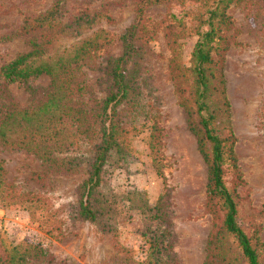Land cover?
<instances>
[{
    "label": "rangeland",
    "instance_id": "rangeland-1",
    "mask_svg": "<svg viewBox=\"0 0 264 264\" xmlns=\"http://www.w3.org/2000/svg\"><path fill=\"white\" fill-rule=\"evenodd\" d=\"M54 1L58 0H0V68L30 50L26 40L32 34L19 35L24 18L45 11ZM141 1L60 0L55 17L57 33L36 40L46 42L48 55L63 51L67 56L84 41L102 47L73 63L83 100L104 97V60L121 54V36L134 20L135 4ZM201 5L196 0H165L143 10L145 28L139 35L138 56L129 75L146 103L127 107L126 118L121 114L120 122L130 126L125 128L127 149L109 153L95 193L107 208L105 219L111 231L97 234L76 215L75 188L85 178L87 158L98 140L82 141L74 134L71 122L64 119L58 125L61 132L57 139L64 145L61 148L71 150L70 156L81 155L79 171L74 174L47 172L22 146H0L4 181L38 199L34 202L28 196L31 201L19 204L0 194V256L13 247H34L47 252L53 264H112L115 258L123 257L116 248L119 246L140 262L147 254V237L163 228L177 264H223L230 256L233 246L229 240L226 245L221 241L213 252L206 250L208 237L219 230L223 211L206 200V165L187 129L169 75L175 64H189L196 39L191 27ZM225 14L233 27L228 34H234L236 42L225 52L223 63L241 179L234 195L236 222L264 264V0H237ZM2 82L0 76V85ZM47 83V77L40 76L30 85L45 87ZM8 102L19 108L35 106L17 82L0 87V106ZM151 115L160 141V162L155 166L148 148L146 121ZM22 123L18 118L12 123L11 141L19 138ZM37 173H42L41 178H36ZM223 182L230 189L236 184L228 168ZM155 205L163 217H156Z\"/></svg>",
    "mask_w": 264,
    "mask_h": 264
},
{
    "label": "trees",
    "instance_id": "trees-1",
    "mask_svg": "<svg viewBox=\"0 0 264 264\" xmlns=\"http://www.w3.org/2000/svg\"><path fill=\"white\" fill-rule=\"evenodd\" d=\"M59 1H54L48 9L37 15L24 18L19 35L32 34L26 40L30 50L18 54L0 68L3 80L0 87L5 89L8 83L17 82L35 103L34 107L29 108H19L13 102L0 106V146H22L47 172L74 174L79 171L81 155L70 156L68 152L71 150L61 148L64 145L57 139L61 132L58 125L66 119L71 122L74 134L81 137L82 141L98 140L91 156L87 158L85 178L75 188L76 215L91 224L97 234L108 233L111 226H107L105 219L107 208L102 200L96 199L95 193L109 153H124L127 149L125 128L130 126L124 127L120 122L121 114L126 118L129 116L127 107L144 106L146 103L129 75L138 56L139 35L145 28L143 10L165 0H143L135 4L134 20L121 36V54L107 56L104 60L103 75L107 83L105 95L101 100L90 101L82 98V87L75 82L77 69L73 63L83 61L102 47L84 41L74 52L64 56L63 51L48 55L46 42L36 43L47 33H57L54 28L58 25L55 17L60 9ZM196 1L202 5L191 27L196 39L189 64L187 67L175 64L170 68L169 75L177 103L185 114L187 129L194 136L197 150L206 165V200L223 211L219 230L209 234L206 250L213 252L221 241L225 240L226 245L229 240L233 251L222 261L223 264H230V261L232 264H262L255 245L236 222L234 201L235 188L241 179L234 154L236 139L231 127L223 63L225 52L236 44L234 34H228L233 27L225 10L237 0ZM40 76L47 77V85L31 86L30 82ZM54 110L59 114L55 116ZM148 117V148L155 166L160 162V141L154 117ZM17 118L24 125L21 124L19 138L11 141V125ZM69 143L71 145L72 142ZM226 168L236 180L231 189L223 182ZM3 175L0 160V194L5 195L7 201L20 204L31 201L28 196H32L33 201L37 202L36 196L13 189L4 181ZM35 175L39 179L42 173ZM155 206L152 210L156 217H163L159 205ZM164 232L165 228L157 229L147 237L148 250L142 261H135L129 250L117 246L123 257L115 258L112 264H177L169 251L170 243L164 239ZM0 264H53V261L41 249L26 247L18 250L13 247L7 254L0 256Z\"/></svg>",
    "mask_w": 264,
    "mask_h": 264
}]
</instances>
